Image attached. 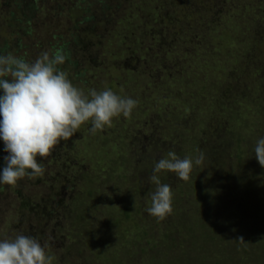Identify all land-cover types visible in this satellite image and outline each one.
I'll return each instance as SVG.
<instances>
[{
  "label": "rangeland",
  "instance_id": "374dc122",
  "mask_svg": "<svg viewBox=\"0 0 264 264\" xmlns=\"http://www.w3.org/2000/svg\"><path fill=\"white\" fill-rule=\"evenodd\" d=\"M75 31L60 70L138 105L38 157L42 176L0 183V240L34 237L52 264H264V0H0V55L32 62ZM169 151L193 171L158 174L161 221L149 177Z\"/></svg>",
  "mask_w": 264,
  "mask_h": 264
},
{
  "label": "clouds",
  "instance_id": "9594fccd",
  "mask_svg": "<svg viewBox=\"0 0 264 264\" xmlns=\"http://www.w3.org/2000/svg\"><path fill=\"white\" fill-rule=\"evenodd\" d=\"M65 60L61 52H44L32 62L11 54L0 55V139L8 153L0 170V183L15 186L25 177L42 176L45 169L37 158L50 156L82 125L90 122L89 131L95 134L111 127L114 118L130 117L137 107L138 101L121 97L111 89H92L86 94L58 67ZM254 153L264 167V138L257 141ZM203 160L201 152L194 163L201 165ZM162 170L188 181L193 160L181 159L169 151L167 158L154 165L149 180L156 190L147 212L161 221L173 211L171 186L162 184L158 175ZM237 240L245 243L242 236ZM52 260L46 246L34 237L19 234L14 239L0 240V264H52Z\"/></svg>",
  "mask_w": 264,
  "mask_h": 264
},
{
  "label": "trees",
  "instance_id": "16d2710c",
  "mask_svg": "<svg viewBox=\"0 0 264 264\" xmlns=\"http://www.w3.org/2000/svg\"><path fill=\"white\" fill-rule=\"evenodd\" d=\"M16 20L19 22L21 19L18 17V18H15V22H16ZM23 21H25V20H23ZM125 23L121 24L122 27L118 28L119 31L122 32L123 30H125V29H127L129 27V24L127 22H125ZM146 28H147L146 32H148L149 31L148 29L150 28V25L147 24ZM67 36L68 37L66 38V40L58 41V42L55 43V46L54 45L52 46L53 47V51H54L53 54H55L56 52H61V53H63L66 56V60L64 62L66 64H64V68L68 64V60H69L68 57L74 56L72 54L73 53L76 54L77 51H79L80 48L83 49V46H84V41H83L82 37L79 35V33L77 31H75L74 33L73 32H71V33L68 32ZM87 38H88V36H87ZM20 58H23V57H20ZM83 84H84V86H83L84 88L90 86V82L87 79L83 80ZM2 94H3L2 90H0V95H2ZM4 147H5L4 146V142L0 140V160H1L2 152L4 151ZM60 161H61V164L66 166V162L65 161L64 162H62V160H60ZM65 166H62V167L64 168ZM66 168H68V166H66ZM29 206L31 207V205H29ZM69 238H70V236H69Z\"/></svg>",
  "mask_w": 264,
  "mask_h": 264
}]
</instances>
